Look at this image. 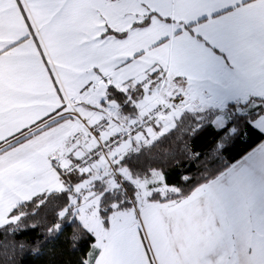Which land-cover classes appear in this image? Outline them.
<instances>
[{
    "label": "snow or ice",
    "instance_id": "6c2138e0",
    "mask_svg": "<svg viewBox=\"0 0 264 264\" xmlns=\"http://www.w3.org/2000/svg\"><path fill=\"white\" fill-rule=\"evenodd\" d=\"M193 37L264 91V0H0V264L45 245L57 259L40 264H171L169 214L216 163L176 138L219 68ZM161 151L179 182L146 163ZM226 218L232 264H264V219Z\"/></svg>",
    "mask_w": 264,
    "mask_h": 264
},
{
    "label": "crops",
    "instance_id": "0c3cea01",
    "mask_svg": "<svg viewBox=\"0 0 264 264\" xmlns=\"http://www.w3.org/2000/svg\"><path fill=\"white\" fill-rule=\"evenodd\" d=\"M239 2V0H238ZM225 24V35L240 42L238 30L228 25L227 18L215 13ZM232 12L227 13L230 17ZM208 17H201V21ZM208 47L218 58V69L207 71L200 81L202 108L223 109L231 103H244L252 97L264 102V91L251 87L237 71L227 51H220L203 38L193 37ZM253 126L264 131V115L253 121ZM264 155V141L236 162L227 171L195 189L184 199L186 210L170 215L172 232L168 235L171 264H232L224 246L228 236L226 213L236 224V229L247 221L264 219V167L256 165L255 158ZM233 173L241 180L234 183ZM226 193L222 200L216 181ZM226 212V213H225ZM168 222L165 223V230ZM242 264V262H241Z\"/></svg>",
    "mask_w": 264,
    "mask_h": 264
},
{
    "label": "trees",
    "instance_id": "16d2710c",
    "mask_svg": "<svg viewBox=\"0 0 264 264\" xmlns=\"http://www.w3.org/2000/svg\"><path fill=\"white\" fill-rule=\"evenodd\" d=\"M262 115H264V102L258 97H252L244 103L228 104L220 110L204 108L199 112L184 113L183 124L178 130L176 138L183 140L186 144L189 159H191L192 148H195L203 153L205 159H215L216 161L211 168L197 176L201 182L197 188L227 171L264 141V136H250L246 127H254L253 121ZM218 117L224 118L221 127L215 126ZM165 143L167 144V142ZM176 155L179 154H166L161 151L157 158L146 160V163L149 166L157 165L164 168L170 180L179 182V176L183 174L184 167L173 163ZM185 167L191 172V165L186 164ZM25 238L33 239L34 237L28 235ZM50 248H53V245H45V250L38 253L35 258L30 253L26 254L21 264H40L43 260L55 261L57 259L56 251H49Z\"/></svg>",
    "mask_w": 264,
    "mask_h": 264
},
{
    "label": "rangeland",
    "instance_id": "374dc122",
    "mask_svg": "<svg viewBox=\"0 0 264 264\" xmlns=\"http://www.w3.org/2000/svg\"><path fill=\"white\" fill-rule=\"evenodd\" d=\"M224 123V118L218 117L217 120L215 121V126L216 127H221Z\"/></svg>",
    "mask_w": 264,
    "mask_h": 264
}]
</instances>
